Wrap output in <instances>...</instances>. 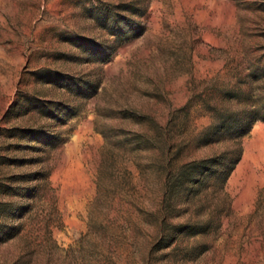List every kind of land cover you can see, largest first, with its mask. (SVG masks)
Instances as JSON below:
<instances>
[{
  "label": "rangeland",
  "instance_id": "obj_1",
  "mask_svg": "<svg viewBox=\"0 0 264 264\" xmlns=\"http://www.w3.org/2000/svg\"><path fill=\"white\" fill-rule=\"evenodd\" d=\"M0 264H264V0H0Z\"/></svg>",
  "mask_w": 264,
  "mask_h": 264
}]
</instances>
